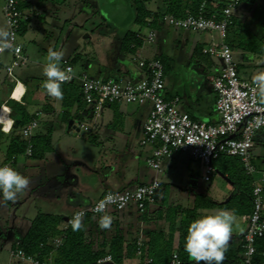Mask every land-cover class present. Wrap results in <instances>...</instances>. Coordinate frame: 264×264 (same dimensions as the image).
<instances>
[{"label":"crops","instance_id":"1","mask_svg":"<svg viewBox=\"0 0 264 264\" xmlns=\"http://www.w3.org/2000/svg\"><path fill=\"white\" fill-rule=\"evenodd\" d=\"M26 7L23 8V24L24 32H27L28 26L33 19V26L37 27L39 21L44 31L48 36H58V40H51L48 44L49 48L65 53L61 61V67L64 61H68L74 68L76 76L81 77L88 75L92 77H114L123 81H138L144 78L147 74L145 68L141 67L140 63L143 60H151L155 58H162L166 61L167 70L165 72V95L168 99L175 96L179 97L178 107L188 112L195 120L205 123H215L219 120V116L215 110L216 92L213 88L211 78L216 75L222 65L219 67L210 58L202 53V49L207 46L215 34L203 32L204 35L210 36V40L202 44V46H193L189 42V34L191 32L175 29L168 24L159 21L153 29L156 32V37L151 42L142 41L139 47L130 45L127 49L123 47L124 39L128 34H137V32L147 33L148 27L142 26L136 22V6L132 0H23ZM202 0H147L146 8L155 13H166L170 8L176 9L179 16L187 13H192L196 10L198 4ZM235 11V26L232 28L229 35H232L234 43L242 38V32L237 28V22H247L251 19V11L246 9V6L241 4ZM254 1V0H251ZM252 3V2H251ZM5 4V3H4ZM1 6L0 14V28H5V19L3 14V7ZM258 3H255L257 5ZM258 6V5H257ZM242 18V19H241ZM244 18V19H243ZM250 20V23L257 25V19ZM243 20V21H242ZM250 26V25H249ZM148 28V29H147ZM250 33L252 36L262 43H264V33H259L256 29ZM32 41V40H31ZM209 42V43H208ZM233 47V55L235 53ZM241 49V48H240ZM43 54L40 53L34 58L33 65L29 67V72L25 75L24 81L17 75V82L6 77L0 76V110L4 107L10 111V117L14 119L11 109L7 106V102L11 99L19 101L24 97L27 104V111L31 116H35L37 112H41L38 117V127L33 131L34 135H42L40 127L45 122V129L47 127H57L61 122L68 124L67 132H85L80 128L84 125V120L90 117L88 107L93 108L85 101L81 104L73 103L71 106L63 105L62 100H56L47 95L43 88V82L46 79L43 76V66L45 65L47 49H43ZM189 50L191 54V61L187 62L185 58L186 51ZM2 54V64L6 61L5 55ZM29 58L34 54L33 51H26ZM45 53V54H44ZM10 54V53H9ZM239 59H234L237 63L239 75L241 78L252 81V78L257 73L264 71V53L259 56L258 53H253L241 49L238 52ZM12 56V55H10ZM234 57V56H233ZM80 66L78 70L76 67ZM117 76V77H115ZM30 78L35 79L31 83ZM80 85L79 81H76ZM94 110V108H93ZM150 111V105L126 104L118 102L114 104H106L101 111L95 113L93 120V128L96 129V139L103 138L110 141H122L125 143L127 149L133 154L135 148V138L139 140L141 136L142 126L147 120ZM73 120L70 126L69 122ZM85 126V125H84ZM89 128L88 131H92ZM86 131V132H88ZM20 130L16 129L14 132H5L1 129L0 135V166L5 164L8 160V148L12 137L19 134ZM92 134V133H91ZM79 136V134H77ZM90 137L92 135H89ZM105 136V137H102ZM141 138V137H140ZM138 153L132 156L131 160L126 161L122 170L119 171L120 178L111 180L113 186L122 184V189L134 188L140 184L148 183L153 179H157L158 172L151 169L147 162L141 165V160L147 159L150 153L149 147H142ZM23 156L25 160H19ZM29 157L25 155H18L16 162L12 166L18 170L27 165ZM34 159V158H32ZM34 161V160H33ZM36 161H38L36 159ZM136 161H139L138 166ZM111 164V165H110ZM108 164L107 168L114 169L112 162ZM137 165L138 171L129 173L126 168ZM98 167V166H97ZM95 167V168H97ZM263 169L264 167H260ZM93 173V168L90 169ZM93 175V174H92ZM92 179V177H91ZM93 180V179H92ZM219 180V181H218ZM78 178H74V182L78 184ZM210 183V187L214 189L215 196L205 192L217 201L227 198L233 191V187L222 179L220 175H214ZM62 184V183H61ZM163 188L164 183L161 182ZM64 188L63 185H61ZM119 190V189H117ZM116 191L110 188L98 193L93 199H88L89 195L79 188L72 190V196L65 199V191L60 194L61 197L56 201L50 197L55 203L56 208L52 215L62 217L60 228L66 224V220L75 212L90 206L93 202L98 200L105 192ZM201 193V194H205ZM199 194H196V196ZM155 204L148 206L146 210V219L136 211L135 207H130L124 212H107L112 217L110 228L101 229L100 240L108 239L112 235V230L120 225L124 232L125 241L129 243L131 240L144 239L149 241L150 232H162L166 235L169 233L168 222L166 220V209L171 206L167 201L163 200V195H157ZM195 197L191 201L189 207H183L181 204L172 206H181L183 208H191L194 205ZM215 197V198H214ZM57 210V211H55ZM217 209H201L199 211V218L202 215L212 214ZM101 215L98 216V220ZM238 216V215H236ZM242 221V216H239ZM23 219L26 221V226L23 232H18L19 224L14 226L16 229V243L26 234L32 220ZM246 223V221H244ZM247 225V223H246ZM247 229H239L236 225L233 227L232 238L228 244H240L243 239V234ZM104 231V233H103ZM192 261V260H191ZM192 263H195L192 261ZM13 264H24L20 261H15ZM102 264H116L113 260ZM122 264H142L141 255H136L132 258H126Z\"/></svg>","mask_w":264,"mask_h":264},{"label":"built area","instance_id":"2","mask_svg":"<svg viewBox=\"0 0 264 264\" xmlns=\"http://www.w3.org/2000/svg\"><path fill=\"white\" fill-rule=\"evenodd\" d=\"M242 1L202 0L195 13L182 16L163 13L160 16V21L175 29L216 34L217 37H212L209 45L202 49L203 54L216 56L222 62L219 72L211 78L216 92L215 110L219 116V120L215 123L193 119L188 112L178 107L179 97L175 96L170 99L166 97L165 67L158 58L143 60L140 63L141 67L146 69L147 74L138 81L88 75L78 77L68 61H64L61 68L71 69L72 78L68 82H80L83 100L94 108L95 113H98L106 104L118 102L150 105L148 118L142 126L140 145L150 148L146 162L156 172L162 171V163L165 159L185 152L199 161L203 181L211 182L216 175V168L213 164L215 159L221 155L238 157L245 173L255 177L253 208L250 214L242 216L247 223V229L243 234L242 264H264L255 262L256 240L264 235V168L257 167L251 154L256 134L264 130V103L260 102L255 84L240 77L233 57V49L227 41L229 28L234 23L235 11ZM19 2L20 0H6L3 7L5 22L13 43V50L9 51L12 55V63L3 65L2 55H0V76L4 70L6 76L16 82L18 80L14 75L15 68L25 66L29 62L28 55L25 54L23 46L18 41L24 19L18 7ZM154 14L155 12L151 11V16L147 18L148 32L146 34L137 32L136 34L142 41L151 42L156 37V32L151 27ZM3 112L4 118H2ZM10 114V111L4 107L0 110V125L5 132H10L14 125V119L10 117ZM40 115L41 112H37L21 130L23 138L28 142L24 153L27 157H31L33 153L34 146L31 139L34 136L33 131L38 127ZM80 128L84 131L89 130L83 124ZM15 162L16 156H12L5 164L12 167ZM161 185L158 179H153L134 188L107 191L90 206L74 214L83 213L82 219L87 213L102 215L95 211V206L110 192L125 199L108 205L107 212H124L133 206L137 212L144 214L148 206L155 204ZM140 189L145 191L138 198L136 193ZM74 214L67 218L63 232L49 240L55 248L63 244L66 237L65 230L71 226L69 221ZM136 245L137 254L142 255L145 246L144 239L139 238ZM10 256L24 264H54L51 256L42 260L27 254L20 248L12 250ZM111 261V255H107L99 259L98 264ZM148 262H152V259L149 258ZM170 264H180L176 252Z\"/></svg>","mask_w":264,"mask_h":264},{"label":"rangeland","instance_id":"3","mask_svg":"<svg viewBox=\"0 0 264 264\" xmlns=\"http://www.w3.org/2000/svg\"><path fill=\"white\" fill-rule=\"evenodd\" d=\"M5 1L0 0V14L1 6ZM255 3H258V6ZM241 5L246 6V9L251 11V19H257L258 22L254 26L250 23V18L247 22L243 20V22H237V28L243 34L242 39L247 40L253 37L250 30L251 32L254 31L255 27L259 29V33H264V0H245ZM33 23L32 19L27 32L20 33L18 38L25 54H27L26 51L34 52L25 66L16 67L14 70L15 77L18 75L23 81L25 75L29 72V67L33 65V57L39 53L41 56L44 48L47 49L48 54L49 42L51 40H58L57 35L54 37L48 36V33L42 29L40 21L37 27H34ZM4 24L5 28L8 29L6 23ZM183 31L191 32L189 34V42L194 47L198 45L202 46V44L210 40V36L204 35L203 32ZM258 41L261 42L260 40ZM239 51H241L240 48H235L233 56L236 60L239 59ZM6 52L8 53L4 54L6 59L4 65H9L12 63V56H10L11 53L9 51ZM263 53L258 54L261 56ZM207 56L219 67L222 65L220 58L211 55ZM185 58L187 62L191 61L189 50L186 51ZM79 68L80 66H77L76 70ZM1 73L3 77H6L4 70ZM29 80L31 83L35 82L33 78ZM88 108L91 110L90 117L84 120V125L87 129L93 128V120L95 119L93 108ZM67 128L68 124L65 121L61 122L58 128L47 127L45 129V122L42 123L40 131L50 136L53 151L47 153L45 158L37 159L38 161L29 157L27 165L17 170L29 178L30 184L23 193L17 196L14 202L3 201L2 193H0V264H13L17 261L10 256V252L14 250L16 242V228L14 226L19 224L17 228L18 232H23L27 229L25 228L27 220L23 219L24 217L33 221L39 213H58V215H64L59 212H53L56 205L50 199L51 197L56 201L57 198L61 197L60 193L63 190L65 191V199L68 200L72 196V190L74 192L77 188L83 191V193L86 192L89 195L88 199H93L106 188L113 190L122 189V184L113 186V183L109 181L120 178L119 171L122 170L126 161L131 160L133 155L143 149L139 144V140H137L138 136L134 142V153L131 154L122 141H110L103 138L100 140L99 138L96 139V129L94 128L91 132L85 131L84 133H68ZM89 135L92 136L90 137ZM0 139L2 140L1 135ZM251 154L256 165L264 167V130L256 134ZM19 160H25V158L20 156ZM111 162L114 169L107 168V163L110 164ZM138 162L136 161V164L140 166ZM140 163L144 166L143 164L146 161L142 159ZM137 165L133 166V168L128 166L126 170L129 173H134V171H138L139 169ZM92 168L93 173L90 171ZM74 178H78V184L74 182ZM157 179L164 183L163 191L166 193V201L171 206L181 204L183 207H189L196 194L205 193L208 189V193L215 196L213 194L215 191L210 187V183L203 181L201 177L199 161L193 159L189 153L181 152L171 158L165 159L162 163V171L158 172ZM215 199L218 200L220 198ZM236 217L237 222L235 225L239 229L246 228V223L239 216Z\"/></svg>","mask_w":264,"mask_h":264},{"label":"trees","instance_id":"4","mask_svg":"<svg viewBox=\"0 0 264 264\" xmlns=\"http://www.w3.org/2000/svg\"><path fill=\"white\" fill-rule=\"evenodd\" d=\"M136 6V22L142 26L147 25V18L151 16V11L146 8L147 0H132ZM202 2V1H201ZM200 2V3H201ZM198 4L195 13L200 5ZM19 10L26 7L25 1L20 0ZM168 14L179 16L178 11L170 8ZM163 13H155L151 27H156ZM229 28V33L235 26ZM25 30L21 24L20 33ZM227 41L231 47L241 48L253 53H263L264 43L256 38L250 37L247 40L240 38L234 43L232 35H228ZM142 40L136 34H128L123 42V47L134 50L141 45ZM134 48H130V45ZM159 59V58H158ZM167 70L166 61L162 58ZM63 105L71 106L73 103L81 104L83 100L82 89L76 81L64 83L62 85ZM84 101V100H83ZM14 116V125L11 132L19 129L20 133L12 137L8 148V160L12 156L24 155L27 148V140L23 138L21 130L34 117L27 111V104L24 97L19 101L11 99L7 102ZM33 143V153L31 158L43 159L45 155L53 151L51 138L48 134L34 135L31 139ZM7 160V162H8ZM255 163V161L253 160ZM216 174L228 182L232 187V193L223 200H215L209 194H199L196 196L194 205L191 208L181 206H168L166 209V220L168 222L169 233L150 232L149 241L145 242L143 248L142 264H170L173 254H178L180 264H192L191 259L184 251L185 237L189 224L199 218L201 209H228L233 210L236 215L243 216L251 213L253 208V189L255 177L245 173L241 160L238 157L221 155L213 161ZM256 164V163H255ZM259 168V166H257ZM163 194L166 201V193L161 187L157 195ZM158 197V196H157ZM146 219V213L141 214ZM98 216L87 213L82 219L83 227L74 231L71 226L65 230L66 237L58 248L50 244L49 240L59 236L63 230L60 228L62 217L48 213H39L32 221L26 234L14 245V249H23L27 254L34 255L42 260L51 256L54 264H98V260L111 255L116 264H122L124 259L137 255V240L125 241L124 232L120 225L112 230V235L108 239L100 240V227L98 226ZM104 233V231H103ZM243 239V237H242ZM243 241L240 244H228L223 264H242L243 261ZM257 255L256 263H264V235L256 240ZM151 258L152 262H148Z\"/></svg>","mask_w":264,"mask_h":264},{"label":"clouds","instance_id":"5","mask_svg":"<svg viewBox=\"0 0 264 264\" xmlns=\"http://www.w3.org/2000/svg\"><path fill=\"white\" fill-rule=\"evenodd\" d=\"M13 50L11 33L6 28H0V55L5 51ZM18 51V49H15ZM63 51L48 49L46 63L43 66V88L48 96L56 99H63L62 85L68 82L71 76V69H62L61 61L64 58ZM253 83L260 96V102L264 103V71L253 76ZM30 184L28 177L22 175L10 165L0 166V193L3 201H15L17 196L23 193ZM144 189H140L136 195L141 197ZM116 194L108 193L95 206L97 213H102L98 220L101 229H108L112 223V217L107 213L108 205L124 200ZM83 213L74 214L69 221L74 231L83 227ZM237 222L236 214L233 210L217 209L212 214L202 215L194 219L187 228L184 251L195 264H223L225 253L231 238L233 227Z\"/></svg>","mask_w":264,"mask_h":264},{"label":"water","instance_id":"6","mask_svg":"<svg viewBox=\"0 0 264 264\" xmlns=\"http://www.w3.org/2000/svg\"><path fill=\"white\" fill-rule=\"evenodd\" d=\"M69 124H70V126L73 124V120H71L70 122H69ZM231 238H232V235H231ZM230 238V239H231ZM192 264H195V263H192Z\"/></svg>","mask_w":264,"mask_h":264},{"label":"bare ground","instance_id":"7","mask_svg":"<svg viewBox=\"0 0 264 264\" xmlns=\"http://www.w3.org/2000/svg\"><path fill=\"white\" fill-rule=\"evenodd\" d=\"M4 112H6V111H4ZM4 112H3V114H2V118H4Z\"/></svg>","mask_w":264,"mask_h":264}]
</instances>
